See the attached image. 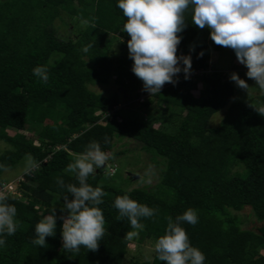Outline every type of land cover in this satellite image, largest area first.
I'll return each instance as SVG.
<instances>
[{
  "label": "trees",
  "instance_id": "1",
  "mask_svg": "<svg viewBox=\"0 0 264 264\" xmlns=\"http://www.w3.org/2000/svg\"><path fill=\"white\" fill-rule=\"evenodd\" d=\"M63 13L86 21V27L74 37L60 36L56 21ZM191 15L186 13L188 26L178 45V54H189L194 47L190 78L183 73L177 83L147 96L135 109L141 81L131 70L130 36L121 31L126 17L117 0H0V141L10 147L0 153V176L26 157L37 165L24 174L28 183H21L22 198L6 197L17 208L18 227L0 248V264H125L133 236L129 232L139 230L157 240L165 234L168 217L174 219L189 207L198 211V223L182 226L191 244L206 254L205 264H264V115L254 107L264 105V94L258 103L233 102L235 87L225 74L206 73L212 52L225 46L211 39L207 27L193 24ZM115 36L127 47L126 56L118 59L110 51ZM85 44L92 45L88 53L82 51ZM38 65L48 67L47 83L33 73ZM198 77L203 90L196 96ZM113 78L130 91L127 106L116 108L117 96L107 98L90 88ZM154 104L163 111L144 120L141 111ZM226 107L221 123L212 126L213 116ZM32 126H41L38 143L21 133ZM9 129L18 132L11 135ZM117 138L138 141L146 152L162 158V181L154 191L126 190L103 183L106 168H98L88 183L104 189L99 207L106 231L95 251L83 245L79 252L66 250L59 218L67 215L61 212L66 188L57 180L78 183L67 165L92 141L101 144L108 160L125 153L114 152ZM124 194L157 210L140 218L141 228H133L113 206ZM53 208L56 234L38 246L32 242L35 225ZM246 208L250 216L241 213ZM249 218L259 223L257 229L248 228ZM129 264L167 262L155 252L151 261Z\"/></svg>",
  "mask_w": 264,
  "mask_h": 264
},
{
  "label": "clouds",
  "instance_id": "2",
  "mask_svg": "<svg viewBox=\"0 0 264 264\" xmlns=\"http://www.w3.org/2000/svg\"><path fill=\"white\" fill-rule=\"evenodd\" d=\"M117 6L126 17L121 31L130 36L127 46L128 55L133 60L131 70L143 81V89L150 94L160 92L166 82L177 83L181 72L185 79L190 78L191 50L194 47L190 46L189 54H178V45L183 38L180 34L188 26L186 13L189 11L191 22L200 28L207 27L216 44L232 48L238 61L247 67V77L254 78L264 89V0H117ZM91 47V44H85L82 51L88 53ZM203 54V51L198 53L200 56ZM32 71L42 83L49 81L46 65L35 66ZM230 79L239 87L248 88L247 81L237 72H232ZM254 107L264 115V105ZM108 159V153L101 144L92 141L79 158L67 165V170L75 173L78 183L65 185L62 178L57 180L66 188L61 212L66 210L67 215L59 217L63 220L62 247L66 250L79 252L81 245L93 251L99 248L106 231L103 210L99 207L103 203L104 189L93 187L88 183V177L105 166ZM35 166L29 160L28 167ZM68 193L72 194L71 199ZM8 196L22 198V195ZM6 197L0 196V248L18 227L17 208L8 203ZM113 206L121 217L128 218L133 228H141L140 218L151 217L157 211L128 194L117 196ZM57 219L53 208L35 225L36 235L32 242L43 247L47 243L46 237L56 234ZM198 220V211L192 207L174 219L168 217L165 234L154 242L160 261L167 264H205L206 254L191 244L182 226V222L195 225ZM136 234L128 233L129 236Z\"/></svg>",
  "mask_w": 264,
  "mask_h": 264
},
{
  "label": "rangeland",
  "instance_id": "3",
  "mask_svg": "<svg viewBox=\"0 0 264 264\" xmlns=\"http://www.w3.org/2000/svg\"><path fill=\"white\" fill-rule=\"evenodd\" d=\"M85 27L86 25L84 22L78 21L76 17H72L67 13H63L62 19L56 21V28L62 37H74L78 35ZM123 42V39H121L119 36L112 38L110 51L113 59L126 56L127 47ZM215 72H222L225 74L226 80L234 85L235 98L233 102L244 101L248 99L257 103L261 101V97L264 94V89H261L257 85L254 78L247 77V67L238 61L232 48L225 46V49L222 52H212L209 68L206 73L211 75ZM232 72H237L242 79L247 81V89L239 87L235 81L230 79V74ZM182 76L183 72L178 74V78H181ZM196 80L199 83V87L198 90L194 91L193 93L196 96H199L200 91L203 90V83L199 77L196 78ZM140 81V92H142V98L134 101L135 109L140 106V103L143 102L147 96L151 95L149 92L143 89V81L141 79ZM171 84L173 83L166 82L162 89ZM90 88L96 93L107 98L117 96L119 98L120 104L117 105L116 108H121L127 106L128 104L126 102V98L130 91H125L120 85L116 84L114 78L108 84H96L90 86ZM163 108V106L154 104L148 109H143L141 111V116L144 118V120H150L151 118H155V116L159 115L160 112L163 111ZM227 110L228 107L215 114L211 120V125L218 126L224 118ZM155 127L158 128L160 125L155 124ZM40 129L41 126H32L29 130L21 131V133L26 134L28 138L38 143L39 141L36 140V136ZM8 132L11 135H15L18 131L9 129ZM8 148L10 147L7 143L0 141V153H2L4 150H7ZM114 152L125 153L117 155L112 161H106L108 164L105 166L106 170L104 171L105 178L102 181L103 183L113 184L126 190L143 188L149 191H154L157 189L162 181V169L165 165V162L162 158L156 157L153 154L146 152L142 148V144L140 142L128 138H117L115 140ZM29 160L35 163L30 157H26L15 167L6 169L0 176V179L3 181L2 183H15V185H18L22 181L24 174L34 168L28 167ZM35 167H37V165ZM111 169L115 170L113 177L111 176ZM236 169H239V167H236ZM26 183H28L27 180ZM241 213L250 216L251 209L246 208ZM249 220L250 221L247 224L248 228L257 229L259 227V223L254 222L253 218H249ZM135 233L137 234L131 237L129 253L125 258V264H129V262L134 259L141 261H151L155 255L154 242L156 241V238L148 237L147 235L142 234L139 230Z\"/></svg>",
  "mask_w": 264,
  "mask_h": 264
},
{
  "label": "built area",
  "instance_id": "4",
  "mask_svg": "<svg viewBox=\"0 0 264 264\" xmlns=\"http://www.w3.org/2000/svg\"><path fill=\"white\" fill-rule=\"evenodd\" d=\"M202 73L203 72L201 71V72L193 73L192 75H197V74L201 75ZM141 98H142V96L140 97V99ZM110 172H111V176H113L115 170L111 169ZM25 181H26V179H25V177H23L22 181L18 185H15V183H2L0 185V196L6 197L8 195H17L20 197L22 194H21L19 188L21 187V183L25 182Z\"/></svg>",
  "mask_w": 264,
  "mask_h": 264
},
{
  "label": "water",
  "instance_id": "5",
  "mask_svg": "<svg viewBox=\"0 0 264 264\" xmlns=\"http://www.w3.org/2000/svg\"><path fill=\"white\" fill-rule=\"evenodd\" d=\"M106 165H107V164H106ZM106 165H105V166H106ZM105 166H103V167H105Z\"/></svg>",
  "mask_w": 264,
  "mask_h": 264
}]
</instances>
